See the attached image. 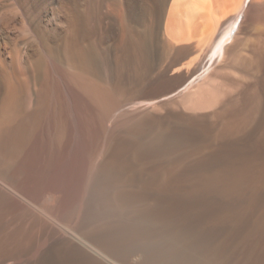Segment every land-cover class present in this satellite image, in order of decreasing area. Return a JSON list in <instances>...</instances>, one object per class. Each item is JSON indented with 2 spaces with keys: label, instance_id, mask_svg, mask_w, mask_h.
Wrapping results in <instances>:
<instances>
[{
  "label": "rangeland",
  "instance_id": "obj_1",
  "mask_svg": "<svg viewBox=\"0 0 264 264\" xmlns=\"http://www.w3.org/2000/svg\"><path fill=\"white\" fill-rule=\"evenodd\" d=\"M69 1L19 0V5L33 27L56 30L52 44L66 40L73 47L78 69L109 98L119 99L120 108L102 129L99 104L80 97L96 118L91 165L79 207L59 215L11 188L18 183L12 175L17 158L33 139V132L25 144L21 139L26 118L35 116L33 97L2 129L0 264H264V147H232L227 143L236 136L224 131L242 104L243 87L226 79L243 73L230 67L231 53L226 65L216 62L178 91L190 71L182 64L188 56L177 62L161 37L162 0ZM9 17L6 26L2 21ZM4 18L1 47L10 59L15 43H25L22 65L28 67L39 57L38 45L30 46L25 24L13 11ZM248 34L245 27L241 39ZM55 78L64 96L55 94L50 107L69 110L63 105L65 84ZM47 117L40 123L41 141ZM65 122L64 116L63 129ZM71 133L74 141L77 129ZM56 134L48 135L64 142L63 133ZM64 163L77 164L68 156ZM67 177L51 182L67 190L73 183ZM44 197L51 203L54 194Z\"/></svg>",
  "mask_w": 264,
  "mask_h": 264
},
{
  "label": "bare ground",
  "instance_id": "obj_2",
  "mask_svg": "<svg viewBox=\"0 0 264 264\" xmlns=\"http://www.w3.org/2000/svg\"><path fill=\"white\" fill-rule=\"evenodd\" d=\"M61 2L70 3L69 0ZM8 4L6 6L0 1V20L6 17L7 12L13 11L14 17L18 16L25 24L27 40L31 41L30 46L38 45L36 50L40 52L38 59L31 61L27 67L22 65L23 57L28 55L25 43L22 45L15 43L11 48L10 59L0 44V68L3 69L0 76V132L19 117L23 105L27 108L32 103V97L35 109V116L25 117L21 139L24 143L30 132H33V139L26 144L22 154L17 158L12 175L18 176V183L11 188L14 192L26 193L32 201L43 203L42 205L48 207L47 210L59 215L63 210L79 207L81 188L86 183L84 181L91 165L89 138L96 118L91 109L86 111L83 109L80 99L90 98L99 104L102 111L100 121L102 129L105 128L104 120L113 117V113L119 110L120 101L117 98H109L106 91L93 86L86 79L84 73L78 69L80 66L73 47L66 40L51 43L56 30L42 26L33 27L29 12L19 5V0H9ZM162 11L161 37L166 45L171 47L169 54L174 55L177 62L188 56V60L182 64L190 71L178 91L195 83L216 62L223 59L219 65H226L230 52L232 56L229 61L232 65L230 67L237 68L243 73L238 79H226L229 84L231 81L236 86H242L243 92L241 99L239 98L241 107L233 111L232 118L224 128L226 136L231 138L236 136L227 144L249 149L264 147V0H162ZM4 19L2 22L6 26L13 20L11 17ZM245 27H248L249 34L241 39ZM218 68L220 70L222 67ZM56 75L65 84L67 99L63 97V105L69 110L64 106L61 109L50 107V100H53L55 94L63 95V91L56 84L55 80H58L55 78ZM20 76L23 78V85L19 84ZM233 91L235 92V89ZM44 114L48 117L44 125L45 139L41 141L39 131ZM64 116L67 124L63 129ZM74 128L77 129V135L73 141L71 132ZM51 130H57L55 136L63 133L64 142L57 143L58 139L53 141L48 135ZM70 140L73 142L72 146L69 145ZM67 156L77 162L76 166L68 167L64 163ZM65 175L73 183L70 184L69 180H66L67 190H59L51 181ZM0 180L3 181V178ZM10 183L11 181L7 185L12 184ZM49 192L54 194L51 203L44 197L45 193ZM75 239L100 254L92 245L83 242V238L78 234Z\"/></svg>",
  "mask_w": 264,
  "mask_h": 264
}]
</instances>
